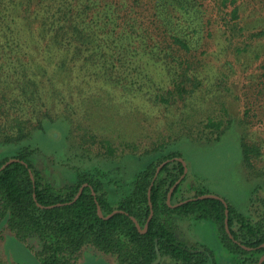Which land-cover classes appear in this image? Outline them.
Here are the masks:
<instances>
[{
    "label": "trees",
    "instance_id": "1",
    "mask_svg": "<svg viewBox=\"0 0 264 264\" xmlns=\"http://www.w3.org/2000/svg\"><path fill=\"white\" fill-rule=\"evenodd\" d=\"M138 1L127 6L122 0H0V220L6 221L24 248L36 247L40 264H78L79 256L88 247L118 256L120 264H156L159 255L162 259L157 264H218L212 249L185 243L178 237L176 218L212 221L220 243L230 253L229 264H258L264 255V200L255 216L251 214V203L240 211L226 199L227 205L213 197L201 199L210 191L204 186L185 189V176L169 205V191L185 167L176 159L165 164L157 176L156 172L165 160L179 157L177 152L151 157L135 174L128 192L114 200L116 208L108 184L85 173L91 169L87 161L65 165L72 176L63 187L45 180L37 167L36 157L42 148L38 146V136L48 134L51 125L61 124L56 119L62 115L58 109L63 101L67 106L72 101V113L76 112L74 96L83 87L77 80L87 68L85 62L97 60L99 47L149 44L145 42L148 37L161 32L162 40L157 44L165 45L151 51L157 61L170 58L174 50L191 51L190 39L185 33H177L180 29L172 31L169 19L180 11L196 15L198 7L192 0H152L155 14L148 13L145 0ZM212 2L215 8L210 23L219 25L227 35L226 44H230L224 48L226 58L237 61L260 44L264 46V24L248 27L247 18L255 16L247 17L243 3ZM142 5L143 10H139ZM262 7L263 4L259 18L264 22ZM162 9L174 12L168 11L163 18ZM153 16L158 19L152 20ZM261 53L255 59L262 61ZM91 65V71L107 73V64L104 68ZM255 71L245 69L242 74L252 75ZM181 84L178 81L174 89H167L168 93L186 92ZM51 107L57 110L55 118ZM208 126L214 129L213 142L232 131L222 122L211 121ZM239 142L244 160L252 165V154L260 149L249 144L245 136L240 135ZM11 159L17 161L2 169ZM85 184L82 194L74 200ZM190 198L193 199L176 206ZM114 211L117 212L112 214ZM227 217L230 233L225 226Z\"/></svg>",
    "mask_w": 264,
    "mask_h": 264
},
{
    "label": "rangeland",
    "instance_id": "2",
    "mask_svg": "<svg viewBox=\"0 0 264 264\" xmlns=\"http://www.w3.org/2000/svg\"><path fill=\"white\" fill-rule=\"evenodd\" d=\"M133 1L138 4V0H122L127 6ZM144 2L148 13L155 14L152 0ZM192 2L198 7L197 14L177 12L169 19L172 27L168 26L172 31L180 29V35L186 34L190 52L174 50L170 58L157 61L151 51L165 44H157L162 40L161 32H154L145 41L149 44H105L103 49L99 47L96 61L85 62V72L76 79L84 87L74 96L76 112L72 113V101L69 106L63 101L58 109L62 115L56 119L61 124L51 125L48 134L37 138L42 148L36 164L45 180L63 187L72 176L65 165L87 161L91 169L85 173L108 184L116 208L114 200L128 192L135 174L151 157L177 152L179 157L164 162L184 159L188 167L185 189L204 186L240 211L251 203V214L257 215L256 208L264 200V46L260 44L237 61L226 58L224 48L230 46L225 42L227 35L214 21L210 23L214 3ZM238 3L247 8V17L255 16L247 18L248 27L264 24L259 18L263 0ZM168 11L174 12L162 9L163 18ZM259 53L262 61L254 57ZM91 63L95 68L107 64L106 75L91 71ZM245 69L256 71L243 75ZM178 81L187 91L169 94L167 89H174ZM51 108L55 118L57 110ZM211 121L222 122L232 131L213 142L214 129L208 126ZM240 135L260 149L252 154V165L241 153ZM8 232L1 237L5 243H0V264H40L36 247L31 250L30 245H24L22 249ZM185 232V243L205 245L218 256L219 264H229L231 257L221 249L212 221H192ZM90 249L81 253L80 264H120L118 256Z\"/></svg>",
    "mask_w": 264,
    "mask_h": 264
},
{
    "label": "water",
    "instance_id": "3",
    "mask_svg": "<svg viewBox=\"0 0 264 264\" xmlns=\"http://www.w3.org/2000/svg\"><path fill=\"white\" fill-rule=\"evenodd\" d=\"M176 159L179 160V161H181V162L183 163V165H184V167H185V170H184V174H183V175L180 177V179H179V180H178V181L172 186V188H171L170 191H169L168 199H167V202H168L169 205H171V198H172V195H173L174 190L176 189V187L178 186V184L183 180V178L186 176V174H187V172H188V167H187V164H186V162L184 161V159H182V158H176ZM13 161H17V160H16V159H11L10 161H8L6 164H4V165L2 166V169L5 168L9 163H11V162H13ZM167 162H168V161H167ZM167 162L162 163V164L158 167L157 172H156V176L159 174L161 168H162ZM85 186H86V184L83 185V186L80 188V190H79V192H78V194H77V196L75 197L74 200L78 199V197L82 194L83 189H84ZM210 197L217 198V199H221V200H222L223 202H225V204L227 205V203H226V201L224 200V198H221V197H219V196H217V195H214V194H205V195L200 196L201 199H202V198H210ZM192 199H193V198H190V199H188V200L182 201V202L176 204V206H178V205H180V204H183V203H186V202H188V201H190V200H192ZM116 212H117V211H114L112 214H115ZM98 213H99L100 217H103V213H102V210H101L100 207L98 208ZM112 214H111V215H112ZM111 215H110V216H111ZM152 215H153V212L151 213L150 219H151ZM110 216H108L107 218H109ZM226 216H228V211H226ZM137 226H138V228H139V225H137ZM225 226H226V230H227V232L230 233L228 217L226 218ZM147 228H148V225H146L145 230H147ZM142 232H143V231H142ZM231 236H232V235H231ZM161 259H162V257H161V255H159V256H158V259L156 260L155 263H156V264L159 263V262L161 261ZM263 262H264V255L259 259L258 264H263Z\"/></svg>",
    "mask_w": 264,
    "mask_h": 264
},
{
    "label": "crops",
    "instance_id": "4",
    "mask_svg": "<svg viewBox=\"0 0 264 264\" xmlns=\"http://www.w3.org/2000/svg\"><path fill=\"white\" fill-rule=\"evenodd\" d=\"M233 205V204H232ZM234 206V205H233ZM235 207V206H234ZM176 220V225H177V227H176V233H177V235H178V237L182 240V241H185V242H187L186 240H185V238H184V233H186L185 232V228L188 226L189 227V224L192 222V221H194V220H190V219H180V218H176L175 219ZM216 226V225H215ZM8 227H7V224H6V221H3V220H0V243L2 244V242L3 243H5V241H3L2 240V238L1 237H3V235H6V234H9V232H8ZM216 230H217V228H216ZM10 231V230H9ZM10 233H11V235H14L11 231H10ZM183 233V234H182ZM217 235H218V231H217ZM12 239H14V236H13V238ZM16 242H15V244L16 243H18V244H20V247L23 249L24 247H23V245H22V243L20 242V241H18L17 239H14ZM219 240V239H218ZM219 243H220V241H219ZM220 246H221V249L223 250V251H225V253H227V255L229 256V257H231L230 256V253L228 252V250L226 249V248H224L223 246H222V244L220 243ZM90 251L91 252H96V253H99V251H97V250H91L90 249ZM106 255V254H105ZM216 257H217V260H218V264H219V259H218V256L216 255ZM113 261V260H112Z\"/></svg>",
    "mask_w": 264,
    "mask_h": 264
},
{
    "label": "flooded vegetation",
    "instance_id": "5",
    "mask_svg": "<svg viewBox=\"0 0 264 264\" xmlns=\"http://www.w3.org/2000/svg\"><path fill=\"white\" fill-rule=\"evenodd\" d=\"M33 254H34V253H33ZM35 256H36V255H35ZM80 260H81V259H78V261H79V263H78V264H80Z\"/></svg>",
    "mask_w": 264,
    "mask_h": 264
}]
</instances>
